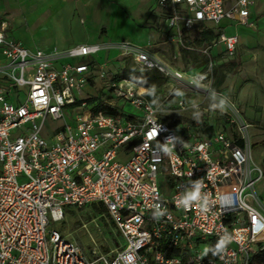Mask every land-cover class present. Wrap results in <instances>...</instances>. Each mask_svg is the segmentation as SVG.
<instances>
[{
	"label": "built area",
	"instance_id": "obj_1",
	"mask_svg": "<svg viewBox=\"0 0 264 264\" xmlns=\"http://www.w3.org/2000/svg\"><path fill=\"white\" fill-rule=\"evenodd\" d=\"M253 3L157 0L170 41L182 43L196 26L215 27L219 34L206 48L220 45L225 59L239 36L221 21L255 28ZM6 28L0 22V264H264L257 261L264 250V158L262 165L253 161L247 124L205 133L201 114H193L194 126L182 124L181 134L160 119L162 102L146 97L147 86L124 76L100 95L116 112L94 110L93 95L83 90L93 72L104 78L92 55L110 44L31 49ZM115 46L140 68L176 79V111L201 107L192 94L206 90L203 81L210 88V57L202 72H180L143 47ZM48 119L57 126L48 129ZM93 204L105 208L100 215L123 241L99 249L93 242L86 252L50 223L66 209ZM229 239L214 255L215 244Z\"/></svg>",
	"mask_w": 264,
	"mask_h": 264
},
{
	"label": "rangeland",
	"instance_id": "obj_2",
	"mask_svg": "<svg viewBox=\"0 0 264 264\" xmlns=\"http://www.w3.org/2000/svg\"><path fill=\"white\" fill-rule=\"evenodd\" d=\"M73 3L70 13L78 19H70L68 10H56L53 0H0V18L7 21L6 32L24 46L45 51L62 50L80 43L110 44L101 49L92 59L101 63L104 78L96 72L92 73L94 85L84 87L83 92L95 95L99 89L106 91L108 81L115 74H122L137 83H147L142 79L146 71L135 65L130 57L121 54V49L115 45L128 41L149 50L159 57L163 63L175 71L199 73L206 67L209 57L216 70L213 71L211 84L219 73L225 75L218 90L211 88L197 90L192 97L201 104L194 113L189 109V115L196 114L214 129L223 128L227 133L238 131V126L247 124L244 133L251 146L252 159L262 165L264 158V0H254L252 17L256 28L245 25L236 27L228 25L227 20L221 24L226 27V33H236L240 37L233 57L225 59L221 46L207 49L194 42L197 29L182 35V43L171 42L163 16L150 4L145 13L152 15L153 20L141 21L139 28L132 25L129 18L140 21L147 0H85L92 6L91 12L83 13L79 0H69ZM84 1V0H83ZM60 7V5H58ZM157 11V12H156ZM151 36V37H150ZM206 50V51H205ZM208 54L207 62L203 61ZM89 57L79 59L88 60ZM233 60V64L229 61ZM197 63H200L199 65ZM159 73L158 70H151ZM161 73V72H160ZM163 74V73H161ZM160 84L149 88L154 98L160 100L162 95L180 93L177 81L164 74ZM210 79V77H209ZM175 97V94L172 98ZM128 111H132L126 105ZM237 112L238 119L231 122L232 115ZM236 114V113H235ZM241 121V122H240ZM58 122L46 121V127L52 129ZM257 143L254 147L253 144ZM259 191L264 190V180L258 184ZM85 223V226H81ZM51 226L59 229L67 239L79 244L86 252L96 243L97 248L114 246L123 241L116 234L112 224L101 216L96 205L81 208H71L65 211L63 217Z\"/></svg>",
	"mask_w": 264,
	"mask_h": 264
},
{
	"label": "trees",
	"instance_id": "obj_3",
	"mask_svg": "<svg viewBox=\"0 0 264 264\" xmlns=\"http://www.w3.org/2000/svg\"><path fill=\"white\" fill-rule=\"evenodd\" d=\"M196 33H195V39L194 42L196 44H200L203 47L208 46L219 34V29L215 28V27H203V26H196ZM205 58H207V56H205ZM207 59H204L203 61L207 62ZM96 62V61H95ZM234 61L230 60L229 64H233ZM90 64L93 65L94 62L90 61ZM198 65L200 63H197ZM216 70L212 64V71ZM121 77H123L122 74H115L112 77V80H118ZM164 74L159 73H155L151 70H146L144 72V74L141 76L142 79L146 80L149 79V81L147 83H143V85L147 86L148 88V93H146V97L151 100L154 103H158V102H162L161 108L162 111L159 112V117L160 119L165 122L167 125H169V127L173 128V129H177V131H179L181 134H183V129L182 128V124L184 123H189L192 127L194 126V118L190 115H188L187 113H183V112H178L176 111V106H175V100L177 98L176 93H173V95L175 94V97L172 98L173 95H169V97L164 100V95H162V98L160 100H157L154 98V95L152 93V91L149 89L153 86H157L160 84V81L163 80L164 78ZM225 75L223 73H219L216 75L213 83L211 84V88L215 91L218 90L219 86L222 84L223 80H224ZM89 82L91 85H94L93 80L90 78ZM142 84V83H140ZM102 94L101 89L98 90V92L96 93V95H93L90 99H88V101L90 103H93V109L97 110V109H103L105 112L107 113H115L117 107L116 106H108L105 102H103L100 98V95ZM168 109V110H167ZM213 126L210 123H206L203 119H202V125L200 126V130L202 132L205 133H211L213 131ZM257 145V143H254L253 146L255 147ZM94 205V204H93ZM96 209L101 213L103 211H105V208L103 206H97L96 205ZM68 210V209H66ZM65 210V211H66ZM219 243L215 244V248L213 250V253L216 251L217 245ZM257 261L258 262H264V250H262L258 255H257Z\"/></svg>",
	"mask_w": 264,
	"mask_h": 264
},
{
	"label": "crops",
	"instance_id": "obj_4",
	"mask_svg": "<svg viewBox=\"0 0 264 264\" xmlns=\"http://www.w3.org/2000/svg\"><path fill=\"white\" fill-rule=\"evenodd\" d=\"M53 1L57 3V4L55 5L56 10H58V11L60 12V10H61L62 8L67 9V10H68V15H69L70 19H73L74 21H75L76 19L79 20L78 15L73 16V15L70 13V10H71V8H72V6H73V3H71L69 0H53ZM147 1H148V4L146 5V7H145V9H144V13H143V16H142L141 20H140V21H137V20L133 19L132 16H131V18H129V20L131 21V24L139 28V25H138V24H141V21H145V20H153V16H152V15H147V14L145 13V10H146L147 6L150 5V4H152V5H153V8H155L156 10H158L159 13L163 16V19H164V21H165V23H166V25H167V22H166V20H165L164 13H163L162 9L158 6V4H157V0H147ZM78 4H79V6L81 7V10H83V13L88 14V12H91L92 6L89 5L88 3H86L85 0H84V1H83V0H79V1H78ZM253 4H254V3H253ZM58 5H60V7H59ZM59 9H60V10H59ZM156 12H157V11H156ZM253 16H255V15H254V13H253V5H252L251 8H250V17H251V19H252ZM0 22H5L6 25H7V21H6L5 19H3L2 16H1V18H0ZM167 27H168V26H167ZM255 28H256V25H255ZM255 28H252V29H255ZM6 29H7V28H6ZM194 34H195V33H194ZM150 37H151V36H150ZM239 39H240V37H239ZM14 40H15V39H14ZM18 42H19V41H18ZM104 42H105V44H107L106 41H104ZM171 42H173V41H171ZM175 42H176V41H175ZM93 43H99V41H96V42H93ZM80 44H84V43H80ZM87 44H89V43H87ZM217 46H219V45H217ZM215 47H216V46H215Z\"/></svg>",
	"mask_w": 264,
	"mask_h": 264
},
{
	"label": "clouds",
	"instance_id": "obj_5",
	"mask_svg": "<svg viewBox=\"0 0 264 264\" xmlns=\"http://www.w3.org/2000/svg\"><path fill=\"white\" fill-rule=\"evenodd\" d=\"M232 242V240L231 239H229L227 242H225V241H221L218 245H217V248H216V251L214 252V255H220V254H222L223 252H225V250H226V248H227V245L229 244V243H231ZM207 249H205V252H204V254L205 255H207Z\"/></svg>",
	"mask_w": 264,
	"mask_h": 264
}]
</instances>
